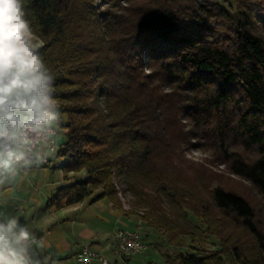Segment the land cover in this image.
I'll return each instance as SVG.
<instances>
[{
    "label": "trees",
    "instance_id": "trees-1",
    "mask_svg": "<svg viewBox=\"0 0 264 264\" xmlns=\"http://www.w3.org/2000/svg\"><path fill=\"white\" fill-rule=\"evenodd\" d=\"M23 5L66 121L63 175L86 174L47 209L91 199L122 210V187L128 215L143 210L168 243L197 246L161 252L165 264H264V0ZM193 149L252 187L262 209L187 158Z\"/></svg>",
    "mask_w": 264,
    "mask_h": 264
},
{
    "label": "clouds",
    "instance_id": "clouds-1",
    "mask_svg": "<svg viewBox=\"0 0 264 264\" xmlns=\"http://www.w3.org/2000/svg\"><path fill=\"white\" fill-rule=\"evenodd\" d=\"M23 0H0V187L44 165L61 135L55 78L44 62ZM20 218L0 213V264H57L34 248Z\"/></svg>",
    "mask_w": 264,
    "mask_h": 264
},
{
    "label": "crops",
    "instance_id": "crops-1",
    "mask_svg": "<svg viewBox=\"0 0 264 264\" xmlns=\"http://www.w3.org/2000/svg\"><path fill=\"white\" fill-rule=\"evenodd\" d=\"M35 39L40 48L41 42L36 37ZM65 124V119L61 118L62 131L57 141V151L54 153L56 156L49 157L47 166L21 173L13 183L0 187V213L15 215L20 218L21 223L27 224L36 237L35 250L41 257L51 256L57 264H76L74 255L83 245L91 246L111 260L114 229L106 231V234L95 232L93 229L101 225L97 222L114 221V225H117L124 221L122 228L134 230L138 222L133 216L113 208L106 200L91 203V199H88L74 206L62 203L58 210H48L46 207L48 199L59 188L86 178L85 172L63 175L62 166L65 159L58 157L57 153L66 142ZM56 157L60 165L53 164ZM56 170L58 172L55 175ZM49 171L50 174L47 173ZM141 235L145 238L142 231Z\"/></svg>",
    "mask_w": 264,
    "mask_h": 264
},
{
    "label": "rangeland",
    "instance_id": "rangeland-1",
    "mask_svg": "<svg viewBox=\"0 0 264 264\" xmlns=\"http://www.w3.org/2000/svg\"><path fill=\"white\" fill-rule=\"evenodd\" d=\"M201 1V0H198ZM220 1V0H217ZM103 0H94V7L99 8L100 5L102 4ZM122 3V2H121ZM125 5V4H123ZM56 155L54 154V157ZM186 157L189 158L190 160L194 161L195 163L201 165L205 170H207L208 172H210L211 174L214 175V177L218 180V182L220 181H224L225 183L228 184V186H230L231 188H233L236 192H238L240 195L246 196L250 201L251 204L254 207H258L260 209H262V205L260 202V199L257 195V193L254 191V189L252 187H250L245 181L239 179L238 177H235L231 174H229L226 170L224 165H222L218 160L216 161L210 151L208 150H197V149H193L188 151V153L186 154ZM59 159L56 157L53 161V164H59L60 162L58 161ZM60 165V164H59ZM55 168V166H52ZM58 172V170H56V172H54V174L56 175V173ZM47 173H51L50 171ZM226 184V185H227ZM116 189L118 191V197L119 200L122 204V211L125 213H128L131 203L133 201V199L129 196V195H124L121 194L123 188H119L116 186ZM78 205V204H77ZM143 210H139L138 214L136 215H129V216H133L134 220L138 222L140 233L142 231L143 235H145V240L148 244V250L140 255V256H136L134 258H132L130 260V264H165V260L161 254V252L167 251L168 253H173L176 251H183L186 252L188 254L193 253L192 252V248L193 249H198L197 246H192L190 245V243L185 240V247L179 249L176 246H174L173 244L168 243L161 235V232L159 231H155L152 229L147 228V226L142 223L139 219L140 215H142L141 213H143ZM192 222L199 224L198 221H196L194 218H190ZM125 221L127 219H124ZM101 225H97V229H93V231L95 230V232H101L103 234H106V231L110 230L111 228L115 230L116 227H121L123 225V223L125 224L124 221H120L119 223H117V225H114V221L108 222V223H103V222H97ZM113 226V227H112ZM93 228V227H92ZM209 244H206L203 246V249L206 251H212L215 247L213 246L215 243L214 239H209L208 240ZM89 246V245H86Z\"/></svg>",
    "mask_w": 264,
    "mask_h": 264
},
{
    "label": "built area",
    "instance_id": "built-area-1",
    "mask_svg": "<svg viewBox=\"0 0 264 264\" xmlns=\"http://www.w3.org/2000/svg\"><path fill=\"white\" fill-rule=\"evenodd\" d=\"M48 164L49 159L42 166ZM146 244L147 242L144 241L138 224L134 230L116 227L114 230V244L111 249V260L99 254L91 246L86 245L78 249L74 259L76 264H130L132 258L144 254L143 245Z\"/></svg>",
    "mask_w": 264,
    "mask_h": 264
},
{
    "label": "bare ground",
    "instance_id": "bare-ground-1",
    "mask_svg": "<svg viewBox=\"0 0 264 264\" xmlns=\"http://www.w3.org/2000/svg\"><path fill=\"white\" fill-rule=\"evenodd\" d=\"M148 250V245H143V253H145Z\"/></svg>",
    "mask_w": 264,
    "mask_h": 264
}]
</instances>
